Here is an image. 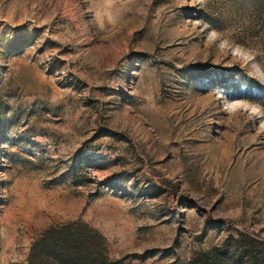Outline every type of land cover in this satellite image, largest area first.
<instances>
[{"label":"rangeland","instance_id":"obj_1","mask_svg":"<svg viewBox=\"0 0 264 264\" xmlns=\"http://www.w3.org/2000/svg\"><path fill=\"white\" fill-rule=\"evenodd\" d=\"M74 220L122 264H264V0H0V264Z\"/></svg>","mask_w":264,"mask_h":264},{"label":"trees","instance_id":"obj_2","mask_svg":"<svg viewBox=\"0 0 264 264\" xmlns=\"http://www.w3.org/2000/svg\"><path fill=\"white\" fill-rule=\"evenodd\" d=\"M253 239L247 234L227 235L220 245L196 253L186 264H251ZM27 264H122L112 259L103 236L79 221L51 224L31 241Z\"/></svg>","mask_w":264,"mask_h":264}]
</instances>
